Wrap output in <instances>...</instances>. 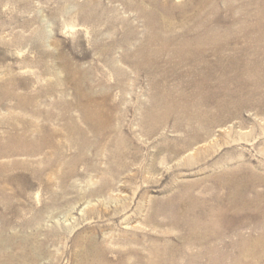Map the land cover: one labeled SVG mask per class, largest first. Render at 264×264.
Segmentation results:
<instances>
[{"label":"rangeland","instance_id":"obj_1","mask_svg":"<svg viewBox=\"0 0 264 264\" xmlns=\"http://www.w3.org/2000/svg\"><path fill=\"white\" fill-rule=\"evenodd\" d=\"M0 264H264V0H0Z\"/></svg>","mask_w":264,"mask_h":264},{"label":"bare ground","instance_id":"obj_2","mask_svg":"<svg viewBox=\"0 0 264 264\" xmlns=\"http://www.w3.org/2000/svg\"><path fill=\"white\" fill-rule=\"evenodd\" d=\"M203 57V56H202ZM248 61V60H247ZM232 62V61H231ZM207 64V63H206ZM243 68V67H242ZM199 69V68H198ZM208 70V69H207ZM245 71V70H244Z\"/></svg>","mask_w":264,"mask_h":264}]
</instances>
